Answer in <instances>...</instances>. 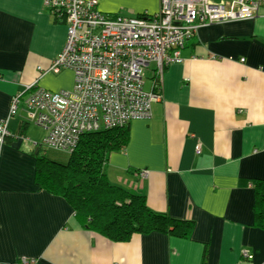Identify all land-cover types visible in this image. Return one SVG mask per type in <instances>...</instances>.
I'll return each mask as SVG.
<instances>
[{
  "label": "crops",
  "instance_id": "crops-1",
  "mask_svg": "<svg viewBox=\"0 0 264 264\" xmlns=\"http://www.w3.org/2000/svg\"><path fill=\"white\" fill-rule=\"evenodd\" d=\"M95 1L108 15L151 16L160 6ZM65 36L64 21L42 0H0V121L10 136L0 144V264H264V229L252 210L255 184L264 181V17L199 28L182 61L156 78L150 118L126 125V146L105 165L112 185L144 197L153 212L192 222L188 239L153 232L111 241L36 187L34 154L46 130L22 103L10 116L9 107L30 86L72 88V71L49 72Z\"/></svg>",
  "mask_w": 264,
  "mask_h": 264
},
{
  "label": "built area",
  "instance_id": "built-area-1",
  "mask_svg": "<svg viewBox=\"0 0 264 264\" xmlns=\"http://www.w3.org/2000/svg\"><path fill=\"white\" fill-rule=\"evenodd\" d=\"M42 4L66 26L62 50L49 72L72 71L73 85L57 92L30 86L25 98L11 99L8 115L22 103L34 125L46 130L43 146L66 153L85 133L150 118L160 93L153 83L150 91L143 89L144 70L153 63L154 77L161 78L166 66L182 61L181 50L199 28L264 17V0H160L151 16L104 14L95 0ZM7 137L6 121L1 120L0 144ZM195 150L198 153L199 146ZM242 257L252 259L245 251ZM16 264L37 262L22 259Z\"/></svg>",
  "mask_w": 264,
  "mask_h": 264
},
{
  "label": "trees",
  "instance_id": "trees-1",
  "mask_svg": "<svg viewBox=\"0 0 264 264\" xmlns=\"http://www.w3.org/2000/svg\"><path fill=\"white\" fill-rule=\"evenodd\" d=\"M152 81L153 86H158L155 77ZM127 142V126L85 133L70 153L64 152L67 155L64 162L49 159L43 150L48 148L39 143L34 154V183L38 189L62 198L83 229L111 241L125 242L133 234L153 232L188 239L192 222L153 212L144 197L130 194L108 181L104 168L109 155L122 150ZM252 210L255 225L264 229V181L255 184Z\"/></svg>",
  "mask_w": 264,
  "mask_h": 264
},
{
  "label": "rangeland",
  "instance_id": "rangeland-1",
  "mask_svg": "<svg viewBox=\"0 0 264 264\" xmlns=\"http://www.w3.org/2000/svg\"><path fill=\"white\" fill-rule=\"evenodd\" d=\"M155 65L153 63L149 64L148 68L146 70H144V76H143V89H146L148 88V83H149V79H148V76H149V72H150V69H154ZM43 150H46V153H47V156L49 159H52V160H56V161H65V157L67 156L66 153H62V152H57V151H53V150H47L45 148H43Z\"/></svg>",
  "mask_w": 264,
  "mask_h": 264
}]
</instances>
